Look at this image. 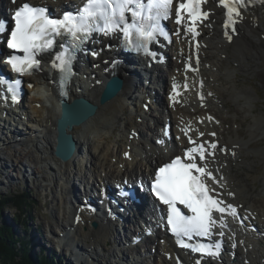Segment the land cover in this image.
Instances as JSON below:
<instances>
[{
    "label": "bare ground",
    "instance_id": "1",
    "mask_svg": "<svg viewBox=\"0 0 264 264\" xmlns=\"http://www.w3.org/2000/svg\"><path fill=\"white\" fill-rule=\"evenodd\" d=\"M29 1L35 4L48 5L52 9V6L69 4L75 0ZM22 2H25V0H18L16 4L12 0H0V13L4 8L12 9ZM206 8L212 9L213 15L210 16L209 21L204 23H211L212 26H201L199 28L201 32V35L197 37L200 45L199 75L192 72L185 73L184 71V63L190 57L191 62L195 63L197 50H194L193 46L196 45V41L191 40L190 37H185L183 34L177 38L174 34L173 41L167 46L168 52L164 56L165 64H159V62L150 64L149 61L139 59L137 65L143 67V69L146 67L145 74L147 77L138 74L135 78L132 69H129L128 64L124 62L116 66L117 74L123 78L124 85L119 94L104 105L99 104L97 99L101 92L100 86L109 76V73L105 72V77H101L99 73L85 66V70L88 69L86 71L90 79L75 78L72 80L67 89L69 100L83 96L92 103L98 104V108L92 117L84 123L74 126L70 131L77 142V151L67 161H62L53 154L56 140V118L60 114L56 74L53 72V76H51L45 68L41 67L39 72L25 76V87L30 96L27 101L25 100L27 102L24 105L26 108L19 111V114L23 117L19 118L16 127L21 133L17 132L14 135L13 148L5 150L3 141L0 142V153L7 154L10 158V167H13L12 170L16 172L18 178H20V175L27 178L28 175L32 174L46 181L47 170H55V167L57 172L62 173V184L59 188L61 197L65 204L69 203L68 198L70 197L71 203L69 221L63 227L62 232L63 237L75 244L77 252L75 255H78L75 260L78 264L83 263L81 257H84L85 262L92 260L90 254L104 259H108L110 256L114 258L121 251L116 242L119 239L126 238V231L128 229L130 231V225L126 227V224L134 221V219L141 218L140 210H135L130 213L131 217L129 216V218L126 214H120V221L114 223L106 215L98 216L96 213L84 207L82 208L74 191V186L77 187L75 180L77 179L79 184H82L88 178L84 173L82 175L79 172L77 176V174H72L73 172L71 173L70 170L76 168L75 162L78 159L86 158L89 161L91 175L100 182L115 179L120 173L123 174V177L134 175L145 178L146 174L154 172L155 167L180 154L182 148L188 145L187 138L179 131L180 125L187 126V124H190L193 129V136L197 134V130L200 132H215L219 144L225 146L226 142L221 128L222 125H225L228 129L232 128L230 126L232 122L236 129L234 135L230 136L226 147L234 151L235 156L218 154L217 163L213 164L212 168L220 169V174L226 179L228 190L236 194L235 198L227 196L225 198L234 204L243 205V209H249L254 214V219L249 218L245 221V227L254 228L255 231H245V227L232 222L229 218L230 230L234 232L237 242L244 241L243 245L238 243V247L233 250L229 241L225 239L220 259H205L202 264H264V204L256 206L252 197L249 198L250 194L247 192L246 184L237 185L240 180L232 172V162L241 164L243 161L242 151L246 150L249 153L254 150L252 147L255 146H251L248 142H251L250 140H253L256 135H264V116L262 114L259 117L255 116L252 122L249 123L250 140H244L245 138L240 130H243L245 121L240 119V116L239 119L230 121L220 115V110H223L221 107H224V109L226 107L225 94L229 90L233 92L231 97L235 96L236 99L241 98L243 100L240 106H251L250 102L255 99L256 90L254 87H239L236 81L233 80L230 82L231 85L223 81V77L231 79V76L236 73L237 69L232 68V65L243 69L245 68V62L254 61V75L264 87V0H249V6L244 10V18L236 25L237 31L230 43L223 37L222 24L225 17L222 9L218 4L211 2L206 5ZM176 29L177 26L171 25L172 32L175 33ZM107 43L110 44V49L106 48ZM92 46L97 49L100 48L103 54L102 57L95 60L96 62L104 58L103 56H107L111 61L119 57L111 37L99 35ZM87 55L92 57L90 52ZM81 62L85 63V60ZM247 66L248 64L245 68L246 72L249 71ZM105 67L101 65L100 70ZM186 76L187 80L185 81ZM200 80H203L204 83L202 91L205 94V107L200 106L197 96V92L201 91L199 87ZM48 81L53 83L49 85ZM174 81L178 84V91L181 95L178 97L180 102L173 106L169 100V95ZM29 82L34 84L33 88L28 87ZM90 82H92V85H90ZM185 82L189 85L187 91L183 88ZM44 85L49 87H44ZM208 92H212L213 96L208 97ZM155 95L157 106H159L157 114L147 112L146 108L143 107V104L147 101L153 104L154 99L152 98ZM127 103L131 109L130 111L126 107ZM8 107L16 109L14 106ZM240 109L243 108L240 107ZM233 111L234 114L238 113L239 115L240 113L237 109H233ZM133 115L136 116L135 119ZM209 115L214 117L213 122L207 121L206 117ZM198 118H200L199 122ZM149 121H152V123H148ZM215 121H219V123L217 124ZM167 122L172 124L173 129V135L169 140H166L163 135V125ZM116 123L123 126V133L120 135V139H124L122 141L123 147L114 145L115 148H111L107 138ZM8 127V121L3 118L0 110V134L3 133L4 129L8 131ZM22 131L27 133L23 135L25 137L21 136ZM133 132L135 136L130 138ZM177 136L180 137L179 140L176 139ZM0 139H3V137ZM161 139L164 140V143H157ZM204 139L211 138L206 136ZM233 145L237 146L233 147ZM126 151L130 152L131 159L124 157L123 154ZM259 152L264 155V149L259 150ZM1 159L5 161L3 158ZM24 161L28 163L29 170L25 167L23 172L22 166H26ZM50 162H53L55 167ZM30 164H33V166L30 167ZM142 165L145 173L141 170L140 166ZM10 177L13 178V176ZM2 182L4 181L2 180ZM73 203H78V205ZM243 209L241 215H243ZM76 214L80 217L79 221L74 219ZM93 222H97L96 227L92 225ZM149 227H141V230L145 232ZM136 231L138 232V230ZM35 232L37 233V231ZM155 234L156 236L160 235V238L163 237L166 242L161 243L159 241L155 245L154 236L148 238L143 233L144 239L151 242L152 246L155 247V252L153 255L151 254L153 262L146 260L147 264H177L175 257L181 258L179 264H195V259L198 258L197 254L175 247L171 238L166 236L163 230H157ZM60 240L59 237L58 241ZM114 245L115 247L112 248ZM138 247L139 245L132 247L133 251H131V257L135 263L128 258L129 256L126 255L124 250L121 253L122 258L128 259L132 264L145 263L142 259L138 260L137 258L140 252ZM151 248L148 253L152 252ZM46 252H48L47 249ZM58 252L61 253L63 250L59 249ZM165 253H171V257L167 258ZM151 255L149 256L150 259Z\"/></svg>",
    "mask_w": 264,
    "mask_h": 264
},
{
    "label": "snow or ice",
    "instance_id": "2",
    "mask_svg": "<svg viewBox=\"0 0 264 264\" xmlns=\"http://www.w3.org/2000/svg\"><path fill=\"white\" fill-rule=\"evenodd\" d=\"M12 2L16 4L18 0ZM210 2L218 4L224 10L223 37L230 43L236 34V25L244 18V10L248 8L249 0H82V6L75 11L63 10L58 18H53L54 14L50 15L46 7L23 2L15 8L10 28L6 21L0 19V34L7 32V48L11 50L6 57V63L11 66L13 73L21 76L39 72L42 61L38 57L51 52L57 47L56 38L63 37L69 43L67 46L64 42L59 43V50L55 52L51 67L57 72L56 83L61 90L60 95L66 96L65 89L73 75L77 55L82 51L85 54L90 51L93 57L100 54L94 49L83 47L94 33L112 37L119 32L124 42L137 53L143 51L144 54L154 57L156 53L150 51L149 45L158 37L169 39L170 33L161 25V21L170 18L174 6V22L177 25L174 34L177 38L183 34L196 41L195 63L191 62L190 57L184 63V71L199 75L200 45L197 37L201 35V26H212L211 23H204L213 15L212 9L205 7ZM5 82L0 79V84ZM7 83L12 101L18 102L22 81L16 79ZM47 83L50 85L53 82ZM28 87L33 88V83L29 82ZM199 87L201 91L197 92V96L200 106L205 107L203 80L199 81ZM183 88L186 91L189 89L187 82L183 84ZM180 95L178 84L174 81L169 95L173 106L180 102ZM207 96L211 97L213 93L208 92ZM206 119L209 122L214 121L211 115ZM215 123L218 124L219 121ZM179 131L187 138L189 146L183 149L182 155L175 156L170 162L155 169L150 191L159 204L163 205L160 222L174 238L175 244L197 254L195 264H202L205 259H220L225 239L233 250L238 247V243L243 245L244 241L237 242L234 232L230 230L229 218L245 227V221L254 219V214L249 209H243V205L234 204L225 198H235L236 194L228 190L220 169L212 168L217 163L218 154L235 156V152L221 146L215 132L197 130V134L193 136L190 124L180 125ZM163 134L167 137L169 129L166 128ZM134 136L133 132L130 138ZM206 136L211 139H204ZM176 139L179 140L180 137L177 136ZM157 143L163 144L164 140H158ZM123 155L126 159H131L130 152L126 151ZM127 195L124 193L125 197ZM79 219L77 216L76 220ZM245 231L255 229L245 227ZM194 237L200 239L192 242Z\"/></svg>",
    "mask_w": 264,
    "mask_h": 264
},
{
    "label": "rangeland",
    "instance_id": "3",
    "mask_svg": "<svg viewBox=\"0 0 264 264\" xmlns=\"http://www.w3.org/2000/svg\"><path fill=\"white\" fill-rule=\"evenodd\" d=\"M29 1V0H25ZM32 2V1H30ZM34 3V2H33ZM231 51V49H229ZM245 68L248 64L249 71L246 72L245 68L239 69V66L235 67V65H232V68H236L237 71L234 73L233 76H231V79H226L223 77L224 82H228L229 85H231V81H236L239 87H249L252 86L255 88L256 92L254 94V100L250 102L251 106H240V103L243 101L241 98L236 99L235 96L231 97L232 91H228L227 94H225L226 100H225V109L220 110L221 117H225L227 120L234 121L235 119L244 120L243 123V130H240L244 140H250L249 136V123L252 122V120L255 118V116H261V114L264 116V87L259 83L258 78L254 75V61L249 60L248 62H245ZM41 87V86H40ZM26 101L29 99L30 94L26 95ZM25 101V103H27ZM147 105V108L145 107ZM146 105H143L144 108H146L147 112H153L154 114H157V108L159 106H156L155 104L149 103ZM127 109L130 111V107L128 103L126 104ZM229 107V108H228ZM242 107L243 109L239 108ZM233 109H237L240 113L234 114ZM134 119L136 118L135 115H133ZM138 120V118H137ZM148 123H152V121H149ZM232 128H226L225 125H222V132H223V138L226 144H228V140L230 136L234 135V131L236 129L235 125H233V122L230 124ZM224 127V128H223ZM112 134L110 133V136L107 138L108 143L111 148H115L114 145H122V141L124 139H120V135L123 133V126L121 124L116 123L115 126L112 127ZM226 129V130H225ZM147 130V129H146ZM224 130V131H223ZM19 131V130H18ZM19 134V133H18ZM25 131H22L21 136L25 137L23 135H26ZM150 134V132H149ZM261 134V133H260ZM19 136V135H18ZM0 137L4 139H0V142L8 139V136L6 134L1 133ZM121 140V141H120ZM251 142H248L254 150L250 151L249 153L246 152V150L242 151L241 157L242 162L241 164H237L232 162L233 165V173L236 174L237 178L240 180L237 185L239 184H246L247 192L250 194L249 198L252 197V199L255 201L256 206H261L264 204V155L259 152V150L264 149V135H256L253 140H250ZM257 141V142H256ZM226 144H224L226 146ZM261 147V148H260ZM119 151V150H118ZM247 153V154H246ZM6 155V156H5ZM225 155V154H223ZM0 156L3 157L5 161H3L0 158V195L2 193L7 194L12 191H20V190H27L32 194V198L34 200V206L33 210L31 212V215L34 219L29 220L27 217L26 220V228L19 227V224L17 223V220H15L14 216L17 214V211L14 208L11 207H5L2 210V213L0 215V224L1 223H7L10 224V222L13 224L12 229L13 232L18 237H26V240L30 242V244H35V246L32 247V251L34 253H39L41 249H43V252H45V248L48 250V255H51V250H55V254L57 257L62 256L64 258V261L72 260L74 264H78L75 260V256L72 255V253H68V248L65 249L62 253L58 252V238L60 236V232H62V229L64 226L67 225V221H69V212L71 210V203L65 204L61 197V182H62V173L56 171L55 164L53 162H50L54 167L55 170H47V178L46 181H43L41 177H35L34 175H28L27 178H25L23 175H20V178L17 177L16 172L12 170L13 167H10L11 162L10 158L7 156V154L0 153ZM6 158V159H5ZM113 160V159H112ZM76 161V160H75ZM25 165L22 166V171L24 172V168L29 170V165L26 161ZM76 163V168H72L71 173L77 174L78 173H84L86 177L89 179V181L94 180L95 178L93 175H91V170L89 167V161L84 159H78ZM114 163V162H113ZM240 165V166H239ZM33 164H30V167H32ZM142 169V172L145 173L143 165L140 166ZM60 174V175H59ZM13 176L11 178L10 176ZM76 176V175H75ZM78 178V177H77ZM75 179V177H74ZM79 179V178H78ZM2 180L4 182H2ZM77 183L79 181L75 180ZM70 205V207H69ZM130 225V231H126V234L133 233V230H135V226L131 223L126 224V227ZM37 231V233L35 232ZM63 233V232H62ZM148 245V246H147ZM110 246V245H109ZM147 248L150 249L151 244L148 242L146 244ZM112 246V248H114ZM31 251V250H30ZM126 251V255L131 257V251ZM94 255V254H91ZM149 254H144L141 256V259L145 261L143 264H147L146 260L151 261L149 258ZM62 259V258H61ZM114 258L112 256L107 258H103L100 256H96V258L89 260L88 262H83L81 264H116L113 260ZM63 260V259H62ZM63 261V262H64Z\"/></svg>",
    "mask_w": 264,
    "mask_h": 264
},
{
    "label": "trees",
    "instance_id": "4",
    "mask_svg": "<svg viewBox=\"0 0 264 264\" xmlns=\"http://www.w3.org/2000/svg\"><path fill=\"white\" fill-rule=\"evenodd\" d=\"M33 206L32 194L27 190L0 195V215L5 207L14 208L17 211L14 218L19 227L26 228V217L34 219L31 215ZM12 223L0 224V264H73L65 262L61 256L57 257L54 250H51V255L45 253L46 249L45 252L41 249L39 253H34L32 247L35 244H30L26 237H18L13 232Z\"/></svg>",
    "mask_w": 264,
    "mask_h": 264
},
{
    "label": "water",
    "instance_id": "5",
    "mask_svg": "<svg viewBox=\"0 0 264 264\" xmlns=\"http://www.w3.org/2000/svg\"><path fill=\"white\" fill-rule=\"evenodd\" d=\"M122 87L121 76L111 75L106 81L98 103L106 104L119 94ZM60 103L61 111L56 118V140L53 153L60 160L67 161L77 151V142L70 131L74 126L80 125L92 117L98 108V104L92 103L85 97H77L71 101L64 99Z\"/></svg>",
    "mask_w": 264,
    "mask_h": 264
}]
</instances>
